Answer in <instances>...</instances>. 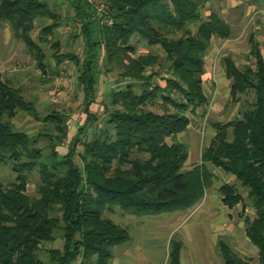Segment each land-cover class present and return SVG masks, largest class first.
I'll return each instance as SVG.
<instances>
[{
    "label": "trees",
    "instance_id": "1",
    "mask_svg": "<svg viewBox=\"0 0 264 264\" xmlns=\"http://www.w3.org/2000/svg\"><path fill=\"white\" fill-rule=\"evenodd\" d=\"M89 1L71 0L78 16L74 21L86 40L82 68L76 55L61 53L54 41L59 17L47 0H0V25L6 24L37 63L48 74L46 52L51 44L58 66L65 62L78 69L77 82L85 93V126L72 139L66 154L56 145L67 138L66 117L50 115L43 119L34 102L24 98L22 87H15L0 73V164L12 165L16 180L8 187L0 182V264H110L113 248L126 243V229L105 218L115 207L136 217L185 212L200 204L214 185L215 175L208 164L232 175L248 192L255 210L254 219L245 218V233L258 249V262L239 256L223 239L218 249L224 264H264V54L252 34L245 64L238 67L231 56L223 59L226 77L232 81L231 98L254 92L255 102L242 118L215 123L216 134L201 158V164L184 170L188 146L179 142L190 123L189 114L209 105L203 75L205 57L213 38L231 39L229 23L212 13L207 22L202 12L210 0H100L109 5L108 21L95 31V10ZM90 10V11H89ZM53 20L38 27V20ZM199 24L195 34L190 27ZM77 25V26H79ZM184 32L186 38L169 41L165 34ZM98 36L96 39L94 36ZM52 41H48V38ZM139 37L148 46H162L170 62L166 86L152 83L156 73L149 71L158 62L154 54L134 57L131 40ZM51 42V43H50ZM104 53V57L102 56ZM107 71L116 65L126 89L113 90L108 116L102 129L93 130L82 141L88 127L97 121L90 110L95 100L100 61ZM141 84V91L134 89ZM161 108L162 114L151 108ZM24 112L35 120L56 124L62 135L51 144L52 156L41 163L43 150L37 138L16 131L11 119ZM86 137V135H85ZM79 145L82 147L78 152ZM39 168L37 196L28 192L29 174ZM222 204L234 209L244 203L235 184H223ZM244 214V212H243ZM62 250H48L44 261L39 253L58 238ZM181 241L171 242L169 264H182Z\"/></svg>",
    "mask_w": 264,
    "mask_h": 264
},
{
    "label": "rangeland",
    "instance_id": "2",
    "mask_svg": "<svg viewBox=\"0 0 264 264\" xmlns=\"http://www.w3.org/2000/svg\"><path fill=\"white\" fill-rule=\"evenodd\" d=\"M47 1L59 17V27L55 32L54 41L60 43L61 53L76 55L82 68L86 55V40L80 32V25L74 21L78 16L71 6V0ZM89 2L95 10L97 20L95 31H99L101 26L99 19L103 23L108 21L111 9L108 4L100 0ZM212 13L218 14L222 20L230 24L233 35L231 39L225 40L213 38L212 46L206 54L205 74L202 79L210 102L196 113L189 114L191 123L188 129L178 136L177 140L187 145L189 151V159L184 170L201 164V154L210 146L216 134L215 123H227L242 118V114L255 102V94L252 91L238 95L239 100L234 101L231 98L229 89L232 81L225 77L223 59L231 56L237 66L242 67L250 51L249 37L252 34L261 43L264 54V0H210L202 12L201 22H207ZM52 21L38 20L36 30L32 34L33 38L39 37L38 27L48 25ZM199 24L190 27L192 34L196 33ZM186 35L177 31L165 34L169 41L186 38ZM97 37L94 36L95 39ZM48 41H52L50 37ZM51 44L42 45L48 66V74L44 75L37 68L36 60L28 54L26 46L14 38L10 27L6 24L0 25V73L15 87L23 88L25 100L36 104L42 119L56 114L66 117L67 138L59 146L56 145L57 152L62 155L67 153L70 142L85 126L87 119L84 113L85 93L77 82L79 68L70 62L58 66L53 58L54 49ZM131 45L136 47V52L132 54L136 58L155 55L158 63L149 69L156 73L151 82L165 87L164 79L170 78L172 73L168 71L170 62H167L162 46H148L139 37L131 40ZM102 56L104 57V53ZM104 63V59H101V73L98 74L95 92L96 102L90 107V110L97 115V121L91 128L86 129V137L80 136L82 141L90 139L93 130L105 126L104 122L108 116L105 107L110 105V91L126 89L129 83L122 78V72L116 65L111 67L110 72L107 71ZM140 86L141 84H135L134 89L140 92ZM151 109L162 114L158 106ZM10 122L16 131L24 132L31 137L38 139L40 134L47 135L40 138L37 143V147L43 150L44 157L41 163H47L52 156V142L58 135L63 134L57 130L56 124L35 120L24 112L19 113ZM81 150L82 147L79 145L78 152ZM208 168L214 173L215 180L213 187L206 193L207 200L202 205L200 203L185 212L147 217H136L117 207L105 213V218L126 229L131 238L130 241L113 248L114 257L118 262L119 257L121 262L127 261L130 264H168L169 242L173 239L184 243L182 253L184 264H224L217 246L218 238L228 242L242 258L258 262V249L250 243L245 233V218L254 219L256 216L247 190L241 187L234 176L225 174L211 164H208ZM15 180L16 174L12 170V165L0 164V182L8 187ZM225 183L237 185L244 196V203L232 210L221 203L219 187ZM39 184V168H36L29 174L27 193L31 197L37 196ZM62 248L63 241L59 237L55 242L46 245L45 251L39 253L40 258L47 261L50 257L48 250H62ZM144 257L145 259L140 261L139 258Z\"/></svg>",
    "mask_w": 264,
    "mask_h": 264
},
{
    "label": "crops",
    "instance_id": "3",
    "mask_svg": "<svg viewBox=\"0 0 264 264\" xmlns=\"http://www.w3.org/2000/svg\"><path fill=\"white\" fill-rule=\"evenodd\" d=\"M224 71H225V66H224ZM100 76V75H99ZM225 77H226V71H225ZM99 78V77H98ZM128 82V81H127ZM98 85V84H97ZM97 90V89H96ZM114 90H117V89H114ZM119 90V89H118ZM122 90V89H121ZM113 90H111L110 91V94H111V92H112ZM229 91H231V89H229ZM231 95V94H230ZM110 97V96H109ZM201 158H202V154H201ZM221 187V186H220ZM220 187H219V189H220ZM207 193V192H206ZM207 200V197H206V194H205V197H204V199L202 200V202H201V205L204 203V201H206ZM216 202V199H215V201H214V203ZM222 203V202H221ZM181 219H178V221H180ZM226 237V236H225ZM227 238V237H226ZM130 239L131 238H129V240L128 241H130ZM220 239L218 238V240H217V244H218V241H219ZM224 240V239H223ZM249 240V239H248ZM127 241V242H128ZM173 241V239H171L170 240V242H169V251H168V264H169V259H170V253H171V242ZM181 241V240H180ZM182 242V241H181ZM251 243V242H250ZM182 244H183V247H184V243L182 242ZM229 244V243H228ZM230 245V244H229ZM231 246V245H230ZM115 249V248H114ZM114 249H113V258L111 259V261H110V264H130L129 262H127V261H125V262H121L120 261V258L118 257V259H119V262L117 261V259H116V257H114ZM182 253H183V249H182V252H181V263L182 264H184L183 262H184V259L182 260ZM142 255V254H141ZM147 258H149V256H147ZM140 259V261H142L143 259H145V257L144 258H139Z\"/></svg>",
    "mask_w": 264,
    "mask_h": 264
},
{
    "label": "built area",
    "instance_id": "4",
    "mask_svg": "<svg viewBox=\"0 0 264 264\" xmlns=\"http://www.w3.org/2000/svg\"><path fill=\"white\" fill-rule=\"evenodd\" d=\"M102 8H104V6H102Z\"/></svg>",
    "mask_w": 264,
    "mask_h": 264
}]
</instances>
